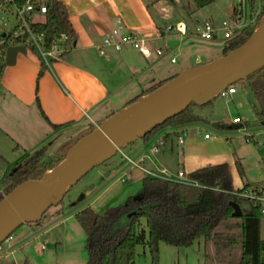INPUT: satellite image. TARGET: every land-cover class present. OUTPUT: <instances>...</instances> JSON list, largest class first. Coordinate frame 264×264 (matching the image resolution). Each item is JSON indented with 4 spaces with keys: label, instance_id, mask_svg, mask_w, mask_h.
Segmentation results:
<instances>
[{
    "label": "crops",
    "instance_id": "obj_1",
    "mask_svg": "<svg viewBox=\"0 0 264 264\" xmlns=\"http://www.w3.org/2000/svg\"><path fill=\"white\" fill-rule=\"evenodd\" d=\"M60 1L67 8L68 20L77 36L74 46L55 61L46 63L44 68H41L40 59L35 54L18 53L13 64L5 65L0 77V182L6 170L25 154L41 152L44 157H51L69 137L82 135L91 125L96 127L102 119L143 95L153 83L163 80L157 78L160 74L158 61L174 49L166 40L171 36L187 37L178 33H162V28L167 25L180 21L188 25L184 17L180 18L176 11L173 12L172 5L178 0H170V4L167 0ZM193 4L195 8L189 17L193 24L198 20L197 16L195 18L198 12H208L211 16L208 20L219 22L222 19L217 21L215 17L224 15L227 10L218 0L201 8L194 0ZM171 19L175 22L167 23ZM119 26L150 36L151 45L165 49L164 55L145 57L127 45L119 51L107 48L108 58L99 55L97 47L102 37ZM196 61L203 63L199 59ZM237 90L236 87V91L228 95L233 101ZM193 111L212 124L217 121L206 117L200 108L194 107ZM223 121L233 122L231 119ZM197 122L202 121L165 126L148 140L141 138V141H135L130 148L136 158L126 156L132 166L120 177L110 180L91 199L92 205L96 206L104 195L107 197L105 203H99L101 209L116 202L124 203L128 196L140 197L142 179L148 174L147 170L160 167L183 169L188 174L208 164L226 162L234 188H241L245 182L252 188L264 186V183L250 180L246 170L244 177L239 174L236 160H240L232 149L230 136L209 130L203 131L209 132V137H204L201 132L195 134L192 126ZM240 122L245 123L242 117ZM180 131L185 133L182 143L176 139ZM163 137L165 143L154 151L152 145ZM116 167L120 169V166ZM96 189L91 184L81 198ZM262 229L261 220L260 236L264 238Z\"/></svg>",
    "mask_w": 264,
    "mask_h": 264
},
{
    "label": "trees",
    "instance_id": "obj_2",
    "mask_svg": "<svg viewBox=\"0 0 264 264\" xmlns=\"http://www.w3.org/2000/svg\"><path fill=\"white\" fill-rule=\"evenodd\" d=\"M44 1L45 21L38 27L44 33L46 47H50L54 36L61 33L67 34L71 45L74 46L77 36L68 20L66 6L60 0ZM249 1L252 8L255 0ZM194 2L198 8H201L211 4L213 0H194ZM257 24L258 22L253 27L243 28L226 40L223 55L245 42ZM6 48L7 43L0 44V77L6 65L4 61ZM38 58L40 59L39 56ZM49 61L55 59L50 58ZM40 66L46 67L44 61L40 60ZM40 74L41 71L38 76ZM171 77L153 83L144 90L143 94L157 88ZM232 85L249 88L253 97L250 102L251 108L257 119L264 120V65ZM136 99L138 97L129 103ZM211 101L203 104L191 102L141 138L148 140L158 129L165 126L176 127L206 120L195 113L193 107L204 106ZM213 124L218 129L239 128L245 125L243 122L227 123L223 120L214 121ZM94 128L93 125L89 126L74 141ZM66 149L62 154L58 152L50 160H47L41 152H36L25 154L15 161L6 170L0 182V199L20 182L42 177L45 171L65 157ZM236 165L239 174L244 177V170L238 160ZM188 176L195 179L199 185L165 180L146 174L142 179L140 197L128 196L124 203L108 206L102 213L96 212L91 206L79 209L75 217L89 238L86 264H133L135 248L138 244L147 245L151 263L158 264L160 241L175 246H189L199 238H203L205 242L212 241L217 249L228 251L240 244L241 253L237 264H264V238L260 236V222L263 215L259 204L251 202L250 209L245 210L240 204L242 197L235 193L236 190L247 187L248 183L245 182L241 188H234L226 162L199 167L190 171ZM142 218L145 220V227H139ZM220 226L224 229H219Z\"/></svg>",
    "mask_w": 264,
    "mask_h": 264
},
{
    "label": "rangeland",
    "instance_id": "obj_3",
    "mask_svg": "<svg viewBox=\"0 0 264 264\" xmlns=\"http://www.w3.org/2000/svg\"><path fill=\"white\" fill-rule=\"evenodd\" d=\"M171 2L167 0V3ZM218 2L227 10L224 15L218 14L215 17L217 21L231 16L233 0H218ZM172 6L173 12L176 11L180 18L182 16L187 21L190 32L186 38L171 36L166 40L174 49L172 53L166 54L158 61L160 74L157 78H163V80L185 67L197 65V59L205 62L222 56L225 44L223 39L207 40L193 35L191 31L194 24L204 18L211 19L208 12H198L195 14L197 22L194 24L191 22L189 17L192 8H195L193 0H178ZM180 12L183 15L178 14ZM248 13L249 10L246 8L243 16L244 22L253 25V17L252 15L248 17ZM36 18L40 19V16ZM173 22L175 21L171 19L167 23L173 24ZM171 56L175 62L170 61ZM237 89L234 101L229 96H215L207 105L194 107L200 108L206 117L213 120H232L234 115H240L245 121L243 127L220 130L211 122L199 120L202 122L193 125L192 132L203 134V131L209 130L214 134L230 136V144L243 170H246L250 180L261 184L264 183V122L256 118L251 108L250 102L253 97L249 88L237 87ZM77 136L78 134L69 137L65 145H61L54 155L47 156V160L54 158L58 152L62 154L64 149H68L75 142ZM135 141H141V137L130 141L109 158L92 167L66 189L59 203L50 205L38 220L25 222L17 228L13 238L2 241L0 243V264H86L89 238L77 221L75 213L85 206H91L98 213L103 212L105 207L101 209L99 203H105L107 195L98 200L97 207L92 205L91 199L100 193L110 180L120 177L126 169L132 166L126 156L134 157L135 152L130 147ZM117 165L120 166L118 170ZM91 184L97 189L81 198V194ZM242 202L243 208L249 209L246 202ZM261 220L264 236V216ZM139 227H145L144 218L140 220ZM219 229L224 228L220 226ZM21 232L23 233L20 234ZM240 253V244L228 251L217 249L212 241L205 242L203 238H199L189 246H175L160 241L158 264H237ZM133 264H152L147 245L138 244L136 246Z\"/></svg>",
    "mask_w": 264,
    "mask_h": 264
},
{
    "label": "water",
    "instance_id": "obj_4",
    "mask_svg": "<svg viewBox=\"0 0 264 264\" xmlns=\"http://www.w3.org/2000/svg\"><path fill=\"white\" fill-rule=\"evenodd\" d=\"M24 45L8 46L4 61L13 64ZM264 65V14L250 37L211 61L186 67L152 91L102 119L73 142L65 157L40 178H29L0 199V243L25 222L38 220L66 189L92 167L130 141L177 114L191 102L203 104L217 91ZM241 206L244 207L241 201ZM248 206L249 204L246 203Z\"/></svg>",
    "mask_w": 264,
    "mask_h": 264
},
{
    "label": "built area",
    "instance_id": "obj_5",
    "mask_svg": "<svg viewBox=\"0 0 264 264\" xmlns=\"http://www.w3.org/2000/svg\"><path fill=\"white\" fill-rule=\"evenodd\" d=\"M233 11L231 16L215 22L208 19H202L192 27L193 35L202 39L228 40L235 36L245 27H253L263 16L264 0H255V5L251 8L249 0H233ZM257 4V6H256ZM246 8H248V17L252 15L253 25L244 22ZM263 12V13H262ZM46 5L44 0H0V44L7 43L8 46L24 45L26 53L30 52L40 57L41 61L48 63L50 58L57 59L65 52H68L73 46L67 34L61 33L54 36L50 47L45 45L44 33L39 29V24L45 21ZM40 16V19L36 17ZM178 33L182 36L189 34V26L183 22H177L173 25H167L162 28V33ZM150 36L136 34L129 30H125L122 26L112 28L102 37L97 52L104 58H108L107 48H113L116 51L121 50L125 45L138 51L142 56L161 57L165 53V49L152 46ZM4 49V57H5ZM1 52V49H0ZM171 61H175L171 58ZM236 91V87L232 84L220 88L216 96L227 97ZM233 122H240V116H234ZM204 137H209V132L203 133ZM178 142L185 140V133L180 131L177 134ZM264 140V135H263ZM165 143L164 138H160L153 145L154 151L158 150ZM149 175L165 179L175 180L183 183L199 185V183L188 176L183 169L172 170L167 167H160L156 170H147ZM237 195L242 197L241 201L249 204L258 203L260 212L264 216V186L260 188L245 187L236 190ZM16 231V230H15ZM13 231L7 238L14 237ZM6 238V239H7ZM43 246V245H42Z\"/></svg>",
    "mask_w": 264,
    "mask_h": 264
}]
</instances>
